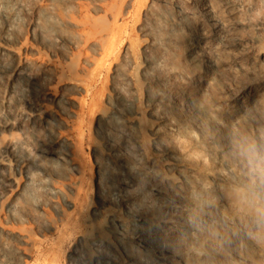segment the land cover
Returning a JSON list of instances; mask_svg holds the SVG:
<instances>
[{"label":"bare ground","instance_id":"obj_1","mask_svg":"<svg viewBox=\"0 0 264 264\" xmlns=\"http://www.w3.org/2000/svg\"><path fill=\"white\" fill-rule=\"evenodd\" d=\"M72 1L0 0V264H256L243 237L255 228L238 198L249 185L247 163L234 149L236 132L249 126L264 148L260 120L232 79L225 85L236 118L207 117L194 101L181 116L189 96L179 90L189 76L173 59L187 41L189 61L213 67L215 41L242 40L236 27L249 21L238 14L249 0H223L225 14L206 1L133 0L132 17H148L140 43L124 17L126 0L106 10L103 28L90 3L77 15ZM258 34L248 37L257 41ZM33 41L64 57L77 49L75 71L63 77L62 64ZM137 47L147 108L126 90L135 84ZM119 56L124 68L114 67ZM147 110L157 120L144 128L151 151L142 162L130 143ZM113 115L125 125L119 141L109 132ZM163 130L193 140L202 149L197 162L211 166L185 161ZM253 237L264 250V239Z\"/></svg>","mask_w":264,"mask_h":264},{"label":"rangeland","instance_id":"obj_2","mask_svg":"<svg viewBox=\"0 0 264 264\" xmlns=\"http://www.w3.org/2000/svg\"><path fill=\"white\" fill-rule=\"evenodd\" d=\"M73 1L75 3H73ZM71 3L75 4L72 6L74 12L79 15L82 13L81 9L83 3H90L91 11L94 16V23L97 27H105L109 26V17H107V9L115 7H121L123 5V0H73ZM208 2L210 4L216 14L224 13L225 14V4L223 0H197L193 4L198 5L200 2ZM262 5H255V0H249V3L252 5L251 7L241 6L239 10V16L246 18L249 21L248 25L245 26H237L236 30L239 32V37L242 39H233L232 43H228L226 45H221L220 39L215 41L212 44L213 50H215L218 54L216 57L217 61L213 67L209 68L205 62H197L193 63L189 61V59L185 55V50L187 49V41L183 42L179 45L175 50V55L173 57L174 64L176 67H179L181 72H185L189 76V80H184V85H181V89L179 92L182 95L185 93L189 96L185 103L180 105L181 116L190 115V103L192 101L196 103H200L204 105L207 109V117L214 116H224L226 114L230 115V117L236 118L235 114L232 112V108L237 104L235 100V95L233 91L229 89L225 82L227 80H233L236 87H240V89L244 90V99L246 103H248V107L254 109L256 116L260 120V131H261V139L262 145L264 146V0H260ZM83 2V3H82ZM199 2V4H198ZM126 7L124 12V17L126 21L129 20V25L132 31V37L136 43H140L141 39H144V35L141 33L142 24L148 20V17L145 13L139 14L137 18L132 17V13L134 11V3L133 0H126ZM78 8V9H77ZM167 11L171 12L172 7L167 5L165 7ZM199 9V8H198ZM224 11V12H222ZM218 12V13H217ZM106 13V14H105ZM109 18V19H108ZM230 20L233 18L228 16ZM206 21V20H205ZM261 22V28L257 29L256 22ZM105 25V26H104ZM107 26V27H108ZM259 32V40L254 41L251 40L248 36L250 32L257 31ZM263 31V32H262ZM237 32V33H238ZM157 33H161L160 27L157 28ZM183 35V33L181 32ZM236 41V43H235ZM37 44L41 51L51 56L57 62H60L63 66V75H69L71 72L75 71L77 63L79 62V54L77 49L68 48V56L64 57L59 53H54L50 48L43 46L36 41H33ZM240 42L241 44H239ZM70 51V52H69ZM131 55L135 58L136 64H134L131 71L135 77V84L129 82L126 84V90L135 93L137 92L140 96L139 100H134L135 106H141L147 108V91L148 83L144 81V79L140 76L138 65L142 60V51L140 48H136L131 50ZM114 62L121 66L125 67V62L127 61L122 56H119ZM119 59V60H118ZM116 69H113L112 73ZM116 73V72H115ZM113 74L108 77L109 83L113 82ZM64 77V76H63ZM131 86V88H130ZM158 86H153L151 92L156 90ZM185 98V96H184ZM185 100V99H184ZM235 100V101H234ZM239 119V118H237ZM157 117L154 114H150L147 112L141 117L139 126L136 130L137 133V141L134 142V145L131 144L130 149L134 152V156L140 160L145 161V156L151 151V140L147 133L144 132V128H146L151 122L156 121ZM110 124L112 126L110 130L111 135L118 138H121V131L125 130V125H123L122 119L118 118L117 115H113L110 119ZM255 128L247 127V131L244 134H240L236 132V136L239 140V146L237 149H234V153L237 156L246 161L245 150L250 146H257L261 151H263V147H261L258 143H256ZM163 140L168 143L171 149L177 153L179 156L184 157L185 161L198 164L200 168H207L211 166V161L206 160L205 164L200 165L197 162L199 155L202 153V149L199 148L193 140L187 139L184 136H179V134L168 133L163 130ZM97 135H100L97 133ZM97 141L103 145L104 139L100 136H97ZM139 139V141H138ZM119 141V140H118ZM136 143V145H135ZM142 144L145 148L143 153H140L138 150V144ZM135 146V147H134ZM90 152V149H89ZM92 153V151L90 152ZM136 153V154H135ZM140 155V156H139ZM243 163V162H241ZM254 233L250 232L246 234L244 240L247 244V254L251 259L255 261L256 264H264V250H260L259 246L253 241ZM253 237V238H252ZM252 246V247H251ZM259 251V252H258ZM234 256V255H232Z\"/></svg>","mask_w":264,"mask_h":264},{"label":"clouds","instance_id":"obj_3","mask_svg":"<svg viewBox=\"0 0 264 264\" xmlns=\"http://www.w3.org/2000/svg\"><path fill=\"white\" fill-rule=\"evenodd\" d=\"M245 155L249 185L238 191V198L251 218L254 235L264 239V151L250 146Z\"/></svg>","mask_w":264,"mask_h":264}]
</instances>
